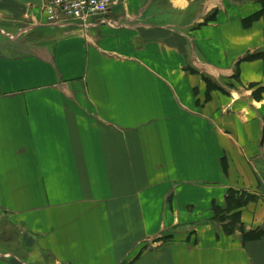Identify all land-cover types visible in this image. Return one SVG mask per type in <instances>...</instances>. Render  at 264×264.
Masks as SVG:
<instances>
[{
	"label": "crops",
	"instance_id": "obj_1",
	"mask_svg": "<svg viewBox=\"0 0 264 264\" xmlns=\"http://www.w3.org/2000/svg\"><path fill=\"white\" fill-rule=\"evenodd\" d=\"M42 1L0 0V264H264V234L212 221L234 189L264 230L260 4L122 0L53 26Z\"/></svg>",
	"mask_w": 264,
	"mask_h": 264
},
{
	"label": "trees",
	"instance_id": "obj_2",
	"mask_svg": "<svg viewBox=\"0 0 264 264\" xmlns=\"http://www.w3.org/2000/svg\"><path fill=\"white\" fill-rule=\"evenodd\" d=\"M260 4V10L252 15L243 19L245 26L250 25L253 21L260 18L264 11V0H252ZM260 55L259 52L248 54L245 59H250ZM206 80L208 78L205 76ZM264 135V125H263ZM222 166L225 172H227V165L225 160H222ZM255 199L254 195L246 192H240L234 189H229L224 197L222 204H214L212 206V221L218 223L226 234H232L238 231L241 235L242 241L254 240L260 238L264 234V230L261 228L246 229L245 225L241 221V210L248 202Z\"/></svg>",
	"mask_w": 264,
	"mask_h": 264
},
{
	"label": "built area",
	"instance_id": "obj_3",
	"mask_svg": "<svg viewBox=\"0 0 264 264\" xmlns=\"http://www.w3.org/2000/svg\"><path fill=\"white\" fill-rule=\"evenodd\" d=\"M122 0H43L41 11L48 25L63 26L71 21L88 23L102 18Z\"/></svg>",
	"mask_w": 264,
	"mask_h": 264
},
{
	"label": "rangeland",
	"instance_id": "obj_4",
	"mask_svg": "<svg viewBox=\"0 0 264 264\" xmlns=\"http://www.w3.org/2000/svg\"><path fill=\"white\" fill-rule=\"evenodd\" d=\"M35 258H36V254L32 257V259H35ZM38 261H39V260H38ZM38 261H37V262H38ZM38 263L40 264V262H38ZM41 263H42V262H41Z\"/></svg>",
	"mask_w": 264,
	"mask_h": 264
}]
</instances>
